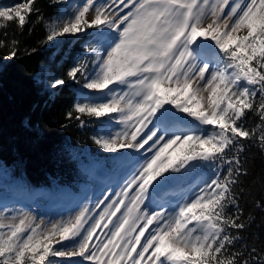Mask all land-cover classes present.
Segmentation results:
<instances>
[{
  "label": "snow or ice",
  "instance_id": "1",
  "mask_svg": "<svg viewBox=\"0 0 264 264\" xmlns=\"http://www.w3.org/2000/svg\"><path fill=\"white\" fill-rule=\"evenodd\" d=\"M34 3L0 10V29L15 21L22 31L39 11ZM89 29L92 60L78 61L67 75L105 99L77 102L75 119L121 125L94 143L142 153L143 161L114 196L50 226L31 214L0 213V264L74 257L81 264H264L255 248L247 258L235 250L246 225L234 191L247 175L244 141L264 152V0H83L47 25L44 42ZM7 47L14 58L19 41ZM64 83L54 78L50 87ZM249 113L258 118L251 127ZM202 167L213 176L191 195L149 209V201Z\"/></svg>",
  "mask_w": 264,
  "mask_h": 264
},
{
  "label": "trees",
  "instance_id": "2",
  "mask_svg": "<svg viewBox=\"0 0 264 264\" xmlns=\"http://www.w3.org/2000/svg\"><path fill=\"white\" fill-rule=\"evenodd\" d=\"M20 3L22 0H0V8ZM34 8L38 13L28 16L22 31L15 21L0 29V40L6 45L0 48V164L13 170L21 191L45 189L54 196L77 193L90 189L83 179L84 170H99L102 166L116 171L122 154L110 155L94 143L104 117L82 115L87 121L83 126L75 119L73 106L83 81L81 78V83L73 82L67 72L78 61L86 62L87 51L82 45L92 34L74 43L65 42L62 48L51 41L45 43L46 23L60 6L53 0H35ZM12 40L19 41V51L14 58H8L7 45ZM52 56L60 61L58 78L65 83L46 91L36 78ZM69 112L72 118H68ZM256 122L258 118L249 113L248 126ZM244 144L240 159L247 175L239 177L234 191L243 213L241 222L246 226L239 230L241 240L235 250L244 251L247 258L252 248L264 256V152L254 142ZM197 170L213 175L209 167ZM233 211L231 207L227 209L229 214Z\"/></svg>",
  "mask_w": 264,
  "mask_h": 264
},
{
  "label": "rangeland",
  "instance_id": "3",
  "mask_svg": "<svg viewBox=\"0 0 264 264\" xmlns=\"http://www.w3.org/2000/svg\"><path fill=\"white\" fill-rule=\"evenodd\" d=\"M57 5L60 6L58 13L49 19L46 23L47 25L54 19L62 14H71L72 10L83 3V0H53ZM98 3H103L105 0H97ZM0 10H3L0 8ZM228 9L225 8V14ZM93 15H86V19L91 20ZM2 21H0L1 23ZM63 22L57 25L58 28L63 27ZM93 31L88 30L87 34H93ZM87 34L71 35L66 34L61 37L55 38L51 41L55 45H59L60 48L64 47V43L72 41V43L79 41L88 37ZM89 45L94 46V42L91 39H87L83 43V47L87 51ZM92 56L87 51L86 62L91 61ZM60 61H58L57 56H52L49 63L43 65L37 75V81L43 86L44 90L52 91L55 88L50 87L54 78H58V66ZM206 96L207 93L205 92ZM105 99V97L96 90H88L83 88V84L80 86L78 97L76 102L84 101H100ZM115 115V114H113ZM210 127V126H209ZM121 125L115 122L109 124L106 118L103 120V125L99 129L97 135L103 134L105 132H116L120 131ZM96 135V136H97ZM101 151L106 152L110 155L122 154V158L118 160L119 165L116 171L110 172L104 169L102 166L98 167L97 171H93L91 168L83 171V179H85L90 186V189L83 190L78 193L63 194L60 196L51 195L46 190H38L32 194L20 191L19 182L16 180L13 170L9 169L0 164V213L5 216L11 217L13 215L19 216L21 213L31 214L35 217V222L40 223L43 221L45 225H49L51 222L61 221L67 219L69 216L77 213L80 208L84 205L90 207L94 206L95 202L102 199L105 195L114 196L117 191L120 190L121 186L124 184L125 180L131 175L135 168L139 167L140 163L143 161V154L136 153L131 150L121 149L117 152H107L99 148ZM213 175L208 173L200 174L199 170L192 172L190 175L186 176L175 186L170 187L167 191L161 193L166 196H174L177 201H181L182 197L185 195H191L192 192L197 189L194 187L197 184L202 186V180H208ZM112 180L115 185L107 186L105 181ZM149 206L150 210H156ZM99 211V209H97ZM119 215V213H118ZM115 219V218H114ZM67 243V242H65ZM64 261V264H81L78 257L74 258H59Z\"/></svg>",
  "mask_w": 264,
  "mask_h": 264
},
{
  "label": "bare ground",
  "instance_id": "4",
  "mask_svg": "<svg viewBox=\"0 0 264 264\" xmlns=\"http://www.w3.org/2000/svg\"><path fill=\"white\" fill-rule=\"evenodd\" d=\"M148 206H150V205L148 204ZM158 207H160V206H158Z\"/></svg>",
  "mask_w": 264,
  "mask_h": 264
}]
</instances>
